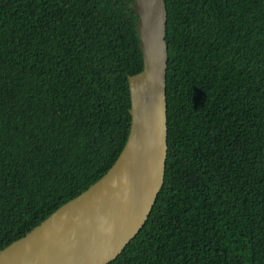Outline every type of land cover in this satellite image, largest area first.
<instances>
[{
	"label": "trees",
	"instance_id": "trees-1",
	"mask_svg": "<svg viewBox=\"0 0 264 264\" xmlns=\"http://www.w3.org/2000/svg\"><path fill=\"white\" fill-rule=\"evenodd\" d=\"M165 1L163 185L108 264H264V0ZM134 2L0 0V250L121 153Z\"/></svg>",
	"mask_w": 264,
	"mask_h": 264
},
{
	"label": "water",
	"instance_id": "water-1",
	"mask_svg": "<svg viewBox=\"0 0 264 264\" xmlns=\"http://www.w3.org/2000/svg\"><path fill=\"white\" fill-rule=\"evenodd\" d=\"M144 66L129 77L131 129L111 168L23 237L0 264H108L135 238L163 185L167 157L165 0H135Z\"/></svg>",
	"mask_w": 264,
	"mask_h": 264
},
{
	"label": "bare ground",
	"instance_id": "bare-ground-1",
	"mask_svg": "<svg viewBox=\"0 0 264 264\" xmlns=\"http://www.w3.org/2000/svg\"><path fill=\"white\" fill-rule=\"evenodd\" d=\"M167 40V39H166Z\"/></svg>",
	"mask_w": 264,
	"mask_h": 264
}]
</instances>
